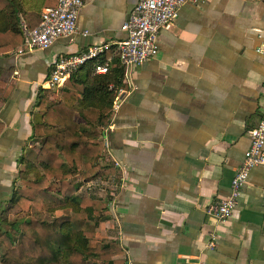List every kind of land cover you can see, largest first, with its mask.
Instances as JSON below:
<instances>
[{
    "label": "crops",
    "instance_id": "crops-1",
    "mask_svg": "<svg viewBox=\"0 0 264 264\" xmlns=\"http://www.w3.org/2000/svg\"><path fill=\"white\" fill-rule=\"evenodd\" d=\"M57 2L13 0L9 7L20 26H33ZM136 2L84 0L70 36L46 49L0 53V215L18 184L19 160L34 161L42 142L31 128L41 120L40 89L61 99L64 84H46L52 61L93 45L115 48ZM158 45L154 58L133 68L109 123L93 126L105 144L100 162L114 164L121 186L114 191L111 178H97L90 195L76 192L109 209L106 219L90 220V243L116 240L124 264H264V164L249 170L229 219L206 211L228 195L250 143L247 131L262 115L264 0H186ZM74 119L83 122L78 111Z\"/></svg>",
    "mask_w": 264,
    "mask_h": 264
},
{
    "label": "trees",
    "instance_id": "trees-1",
    "mask_svg": "<svg viewBox=\"0 0 264 264\" xmlns=\"http://www.w3.org/2000/svg\"><path fill=\"white\" fill-rule=\"evenodd\" d=\"M12 1L0 0V53L24 48L20 17L9 7ZM97 62L108 63L106 73L94 72ZM123 74L116 47L109 46L66 79L57 103L40 94L50 90L40 89L36 105L41 120L31 128L32 137L42 142L34 161L19 160L24 166L6 209L23 215L12 222L0 216V264H89L93 259L124 264L117 258L122 249L116 240L90 243V220L106 219V202L76 194L83 183L117 174L114 164L100 162L105 144L93 126L109 123L116 92L127 89ZM76 111L83 122L74 119ZM3 222L9 223L6 228Z\"/></svg>",
    "mask_w": 264,
    "mask_h": 264
},
{
    "label": "built area",
    "instance_id": "built-area-1",
    "mask_svg": "<svg viewBox=\"0 0 264 264\" xmlns=\"http://www.w3.org/2000/svg\"><path fill=\"white\" fill-rule=\"evenodd\" d=\"M186 0H137L121 29L126 37L116 43V52L124 67L123 82L127 89L120 88L112 104V112L117 111L120 102L131 87L130 77L133 68L142 62L154 58L158 53L159 33L169 29L178 15L181 5ZM196 2L197 0H190ZM84 6V0H58L57 5L43 9L38 23L33 28L22 25L24 48L27 50L46 49L61 36H70L77 30L79 11ZM85 31L83 34L85 35ZM109 44L93 45L86 50L74 54H61L52 61L51 71L46 80L48 87H59L71 75L77 74L80 67L91 59L100 56ZM18 49V53L23 52ZM94 72L106 73L108 63H95ZM250 143L244 152L243 160L231 178L228 195L207 207V213L213 214L219 221H225L232 216L235 205L241 195V188L247 182L249 170L256 165L264 164V103L262 115L258 124L247 131ZM103 139V138H102ZM107 178V177H106ZM115 184L114 191L121 186V181L114 175L108 176ZM93 181V180H92ZM85 184V185H84ZM117 185V186H116ZM95 183H83L79 191L89 193ZM111 210L116 207V200H108ZM215 246V237L207 244L208 248Z\"/></svg>",
    "mask_w": 264,
    "mask_h": 264
},
{
    "label": "rangeland",
    "instance_id": "rangeland-1",
    "mask_svg": "<svg viewBox=\"0 0 264 264\" xmlns=\"http://www.w3.org/2000/svg\"><path fill=\"white\" fill-rule=\"evenodd\" d=\"M94 190V189H93ZM92 190V191H93ZM92 191L91 192H89V193H85V192H79V189H78V191L77 192H79V194H84V195H90L91 193H92ZM22 215H23V213H20V214H16V213H14V212H10L8 209H5L4 210V212L0 215L1 216V220H6V222H12L13 220H15V219H17V218H20V217H22ZM48 217V216H47ZM49 218V217H48ZM9 223H5V222H3V224H1V226H3V227H7V225H8ZM3 252V249H0V254ZM90 262V261H89Z\"/></svg>",
    "mask_w": 264,
    "mask_h": 264
}]
</instances>
